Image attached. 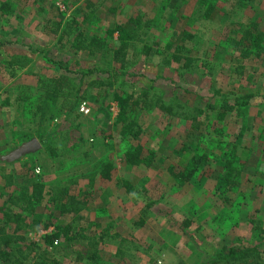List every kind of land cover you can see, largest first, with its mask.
Returning a JSON list of instances; mask_svg holds the SVG:
<instances>
[{"label": "rangeland", "instance_id": "obj_1", "mask_svg": "<svg viewBox=\"0 0 264 264\" xmlns=\"http://www.w3.org/2000/svg\"><path fill=\"white\" fill-rule=\"evenodd\" d=\"M127 19L138 24L131 28L122 68L110 60L112 39L102 50L89 53L72 49L71 35L59 37L64 26L71 32L103 36L104 29L125 25ZM250 23L260 32L261 48L258 56L241 58L238 38ZM175 46H183L179 61L171 60ZM18 57L23 58L22 66L16 63ZM48 60L61 61L68 72ZM95 66L116 70V75L107 83L105 73L90 71ZM58 74L69 78L70 92L35 112L41 94L37 80ZM209 85L222 92H264V0H0V156L30 138L39 143L36 151L12 162L0 160V208H11L8 200L32 179L41 180L46 193L32 213H23L26 227L19 231L21 239L3 247L0 264H13L15 249L24 250L32 242L38 249L29 252L28 264L36 254L41 255V264L119 263L113 252L115 240L110 238L117 229L103 227L108 221L94 226L86 211L98 203L106 205L103 191L112 184L127 188L129 179L135 182V238L130 240L135 259L126 254L122 264L126 260L124 264H146L145 256H150L148 264H171L173 257L152 259L165 250L175 252L179 264H242L216 259L215 253L234 238L250 242L264 238L259 234L264 230V104L225 113L217 120L216 101L208 100L215 103L208 109L196 91ZM114 94H130L148 104L131 106L127 116L141 128L144 153H154L149 165L119 160L125 145L133 141L120 134L122 123L114 122L118 112ZM80 102L86 113L78 111ZM231 147L234 165L240 166L237 183L218 193L222 188H217L215 176ZM194 153H205L208 163L199 167L193 181L181 184V191L167 167H181ZM106 162L111 165L110 177L103 179L97 173ZM60 187L87 206L76 214H58L47 192ZM105 212L95 214L117 213ZM132 215L129 211L128 218ZM65 224L69 235L78 234L69 236L71 248L43 241L53 225ZM92 236H101L93 247L98 256L77 257L78 249L91 252L83 244ZM56 238L63 241L62 236ZM257 250L264 262V242Z\"/></svg>", "mask_w": 264, "mask_h": 264}, {"label": "trees", "instance_id": "obj_2", "mask_svg": "<svg viewBox=\"0 0 264 264\" xmlns=\"http://www.w3.org/2000/svg\"><path fill=\"white\" fill-rule=\"evenodd\" d=\"M208 13V11H206ZM128 20V19H127ZM138 24V20H128L127 23L124 24H115L112 28H106L103 30V36H97L95 34L85 35L80 30L70 31L68 26H64L59 34V37L62 34L71 35L70 47L75 50H87L89 53L93 51H99L106 47L108 40L112 39V43L110 44V60L118 64L119 67H124L126 63V50L130 45V41L132 39V27ZM254 24L250 23V25L246 26L241 35L238 38V44L240 45V49L238 50L241 58H247L249 56L256 57L259 54L261 35L260 32L254 31ZM253 28V30H252ZM115 32V36H112V33ZM170 48V46L168 47ZM173 52L171 54V60L179 61L181 54L180 52L183 50V46H175ZM17 65H23V58H16ZM191 58L186 57L185 61H189ZM51 61V60H48ZM52 64L56 65L59 69H62L65 73L68 72L67 68L62 64L61 61H51ZM90 71H99L106 74L105 80L108 83L109 78H113L116 75V70L113 71H103L99 66H95ZM156 77V76H155ZM154 77V78H155ZM152 81V80H150ZM39 84V89L41 90L39 104L35 108V112L42 111L43 104H53L58 99H62L67 96L70 92L71 83L69 78L64 74H58L55 76H51L48 78H40L37 80ZM196 91H199V97L204 101V106L208 109H211L215 103H212L208 100H215L220 112L215 117L217 120H220L225 113L231 111H237L245 107H255L264 104V92L259 89H253L246 92H235L233 90L229 91H220L217 88L212 86L207 87H198ZM116 93V92H115ZM118 94V92L116 93ZM116 97V106L118 107L117 115L114 118L115 123H122L120 134L121 135H129L130 139L133 141L131 144H126L123 150L119 155V160L127 165H149L152 162L154 157V153L151 150H148L144 153L141 144L139 143V139L141 136V128L133 120H130L127 116V113L130 110L131 106H135V108H141L142 106L148 105L144 99L133 98L132 95H124ZM158 108H161L164 111L169 112L170 107L164 105H158ZM196 112H200V110L196 107L192 108ZM184 113L186 111H183ZM181 112V113H183ZM130 113V112H129ZM184 115V114H182ZM185 116V115H184ZM188 118V117H187ZM194 117L192 116L190 122L193 124ZM196 124H193V127H196ZM134 127V128H133ZM48 135H44L42 138H47ZM228 155L221 159V172L215 176L216 186L217 188H222V191L218 193L227 192L232 186L236 185L238 179V173L240 171V166L236 167L234 160V150L231 147L227 150ZM207 156L205 153L203 154H192L189 156L185 163L179 167L175 168L173 166L167 167V171L171 174L172 178L176 181L177 185H181L184 182L193 181L194 174L198 171L199 167L208 163ZM111 165L107 162L103 164L102 168L98 171V175L100 178L108 179L110 177L109 170ZM44 184L38 179L30 180L23 188L22 191L14 198L8 200L11 208H0L2 221L0 222V251H2L3 247L8 243L16 242L20 240L19 231L26 227V223L24 222L23 213H32L33 208L36 204H39L44 195L46 193L43 192ZM129 189L127 185L126 190ZM215 192L217 190H214ZM48 201L52 203V205L56 204L58 207V214L64 213H72L76 214L80 210H83L86 207V204L82 200H78L71 193H68V189L66 187L60 188H52V190H48L47 192ZM223 201L227 199L226 195L223 194ZM13 207V208H12ZM14 208L17 210L15 211ZM187 222L183 221L182 226H186ZM259 234H263L264 230L260 229ZM45 235V236H44ZM43 235V241H45L50 246H62L65 245L68 248H71L70 243L68 242L69 236H78V234L73 233L69 235V227L67 224L59 226L53 225L49 233ZM63 237V241L58 242L56 237ZM80 238L83 236L79 235ZM101 236L97 238L88 237L87 241L83 244L86 249H92L91 252H87L88 250H76L75 254L77 257L89 256V258H94L98 256V252L94 249L98 240ZM115 237V235L113 236ZM56 239V243L53 244V240ZM67 241V242H66ZM120 242H125L124 238L120 239ZM264 242V238L262 236L258 237L255 241H248L243 238H234L227 245H222L215 253L216 259H220L225 262H240L242 264H264L263 260L259 255V251L257 250L258 246H260ZM33 245V247H29ZM39 246V245H38ZM94 247V248H93ZM36 252L38 249L37 245L33 242L26 244L24 250L21 247L15 249L17 252V258H14L11 262L13 264H28L30 261H25L30 251ZM120 250V245H119ZM118 252V251H117ZM4 252L2 251L1 254ZM33 253V254H34ZM85 254V255H82ZM40 254H36V260H31L30 264H41V261H38L40 258ZM214 261V260H213ZM52 262H55L54 260ZM212 263V262H210ZM52 264V263H49Z\"/></svg>", "mask_w": 264, "mask_h": 264}, {"label": "crops", "instance_id": "obj_3", "mask_svg": "<svg viewBox=\"0 0 264 264\" xmlns=\"http://www.w3.org/2000/svg\"><path fill=\"white\" fill-rule=\"evenodd\" d=\"M129 175H131V174H129ZM134 180H135V178H134ZM39 181H41V180H39ZM128 185H129L128 190H126V188L120 190L119 188H117L115 186V184L109 185V187L103 191V195H102L106 205L98 203V204H95V206H93V207H87V211H86V212H89V215H90L89 219H92L91 221H93V223H95V225L93 223H91L94 226H98V224H96V223L102 224L103 222L108 221L107 224L104 225L103 227L109 228L111 226H115V228L117 229V231L113 232V235L110 237L113 240H115V247H114L113 252L119 261V263L116 262L114 264H122V262H120V261L123 259L124 255H126V254L129 256V258H131L130 260L135 259V245L132 242V241H134V238H135V228L133 227L135 225V223L133 222V218H134L133 216L135 215V201H136V198H135V182L134 181L132 182L131 179H129ZM183 185H177L176 184V186L178 188H180L181 191L183 188L180 186H183ZM144 205H145L144 202H142L141 206L143 208H144ZM86 206H87V204H86ZM112 209L117 211V213L113 214L112 216L110 214H107V216L105 215L106 217H99L95 214L96 210L104 212V214H105L106 210L109 212ZM129 211L132 212V214H133L130 218H128ZM129 220L132 222L131 223L127 222ZM128 227H131V228H128ZM122 228H127V230L124 231ZM127 233L130 234L129 238H128L129 240L128 239L126 240V238H125V237H128V236H125ZM114 235H115V237H113ZM121 238H124L125 242L121 243L120 242ZM130 240H132V241H130ZM86 241H87V239L85 240V242ZM98 244H99V242H98ZM119 245H120V250H119ZM141 253L147 254L148 252H141ZM158 253H159V255H157L158 257L152 256V259H156V261L160 262L162 257L164 259L173 257L174 260H173V262H171V264L181 263L180 262L181 258L175 252L165 250L164 253H162V251H159ZM145 257H146L145 258L146 264H148L147 262H149L150 256H145ZM127 261L128 260H126L125 262H127ZM133 264H135V263H133Z\"/></svg>", "mask_w": 264, "mask_h": 264}, {"label": "water", "instance_id": "obj_4", "mask_svg": "<svg viewBox=\"0 0 264 264\" xmlns=\"http://www.w3.org/2000/svg\"><path fill=\"white\" fill-rule=\"evenodd\" d=\"M39 148V143L35 138L21 142L17 147L13 148L5 155L0 156V160L4 162H12L18 159L20 156L32 153Z\"/></svg>", "mask_w": 264, "mask_h": 264}, {"label": "built area", "instance_id": "obj_5", "mask_svg": "<svg viewBox=\"0 0 264 264\" xmlns=\"http://www.w3.org/2000/svg\"><path fill=\"white\" fill-rule=\"evenodd\" d=\"M78 111L81 112V113H86L87 112V108L85 107L84 102H80L78 104ZM41 233L43 234L44 232L41 231ZM55 243H56V239L53 240V244H55Z\"/></svg>", "mask_w": 264, "mask_h": 264}]
</instances>
